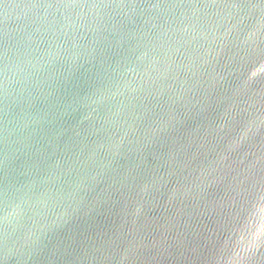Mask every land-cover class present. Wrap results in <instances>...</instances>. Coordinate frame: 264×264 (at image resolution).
Wrapping results in <instances>:
<instances>
[{
	"label": "water",
	"instance_id": "obj_1",
	"mask_svg": "<svg viewBox=\"0 0 264 264\" xmlns=\"http://www.w3.org/2000/svg\"><path fill=\"white\" fill-rule=\"evenodd\" d=\"M0 264H264V0H0Z\"/></svg>",
	"mask_w": 264,
	"mask_h": 264
}]
</instances>
